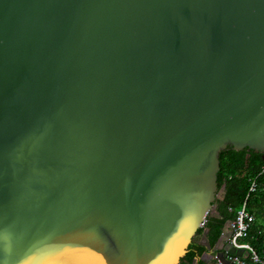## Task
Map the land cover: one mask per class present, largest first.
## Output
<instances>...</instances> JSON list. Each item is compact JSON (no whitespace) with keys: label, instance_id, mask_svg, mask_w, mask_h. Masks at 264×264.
I'll return each mask as SVG.
<instances>
[{"label":"water","instance_id":"1","mask_svg":"<svg viewBox=\"0 0 264 264\" xmlns=\"http://www.w3.org/2000/svg\"><path fill=\"white\" fill-rule=\"evenodd\" d=\"M229 146L264 154V0H0V264H181Z\"/></svg>","mask_w":264,"mask_h":264},{"label":"trees","instance_id":"2","mask_svg":"<svg viewBox=\"0 0 264 264\" xmlns=\"http://www.w3.org/2000/svg\"><path fill=\"white\" fill-rule=\"evenodd\" d=\"M264 154L253 150H235L229 146L220 156V172L218 174V187L221 190L226 186L225 198L216 200L219 216L209 214L206 228H209L208 238L214 246L222 235L227 222L233 221L239 210L247 201V208L255 216V221L249 232L247 241L261 254L264 243ZM256 179V189L250 192L252 181ZM204 229L198 232V239ZM197 241L188 249L181 264H193L196 257H200L205 248ZM247 259L245 253L242 257ZM204 264V263H203Z\"/></svg>","mask_w":264,"mask_h":264},{"label":"built area","instance_id":"3","mask_svg":"<svg viewBox=\"0 0 264 264\" xmlns=\"http://www.w3.org/2000/svg\"><path fill=\"white\" fill-rule=\"evenodd\" d=\"M264 173V168L262 173ZM256 179L252 181L250 192L256 189ZM255 221V216L251 214L247 208V201L244 203L242 208L239 210L236 218L229 223V231L231 234V243L238 249L243 250L247 254V259L242 257L234 256L232 261L234 264H264V243L261 247V254L254 248L248 241L249 232ZM207 217L205 218L201 229L206 228Z\"/></svg>","mask_w":264,"mask_h":264},{"label":"crops","instance_id":"4","mask_svg":"<svg viewBox=\"0 0 264 264\" xmlns=\"http://www.w3.org/2000/svg\"><path fill=\"white\" fill-rule=\"evenodd\" d=\"M228 235H227V238H226V244H228V243H231V240H230V237H231V234H230V231L228 230V233H227ZM198 240H200V238L198 239ZM206 264L204 261H202V260H199V262H198V264Z\"/></svg>","mask_w":264,"mask_h":264},{"label":"rangeland","instance_id":"5","mask_svg":"<svg viewBox=\"0 0 264 264\" xmlns=\"http://www.w3.org/2000/svg\"><path fill=\"white\" fill-rule=\"evenodd\" d=\"M231 238V237H230ZM231 240V239H230ZM232 244V243H231Z\"/></svg>","mask_w":264,"mask_h":264}]
</instances>
